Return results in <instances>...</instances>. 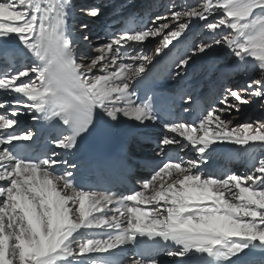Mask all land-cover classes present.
<instances>
[{
    "label": "snow or ice",
    "instance_id": "snow-or-ice-1",
    "mask_svg": "<svg viewBox=\"0 0 264 264\" xmlns=\"http://www.w3.org/2000/svg\"><path fill=\"white\" fill-rule=\"evenodd\" d=\"M71 19V0H0V264H160L162 255L175 264H264V156L255 155L264 150V120L224 118L254 100L264 107V0L173 3L90 52L79 45L91 46L88 25ZM194 22L204 36L175 61L173 75L222 47L246 79L223 89L219 107L195 113L192 95H181L189 120L142 85ZM22 115L35 130L19 127ZM121 118L163 129L161 163L126 194L79 183L76 164L40 145L47 133L54 149L70 152ZM225 144L239 146L248 171H201ZM189 146L194 157L167 151Z\"/></svg>",
    "mask_w": 264,
    "mask_h": 264
},
{
    "label": "bare ground",
    "instance_id": "bare-ground-1",
    "mask_svg": "<svg viewBox=\"0 0 264 264\" xmlns=\"http://www.w3.org/2000/svg\"><path fill=\"white\" fill-rule=\"evenodd\" d=\"M84 1L85 0H71V4H72V19L70 20V24L74 25V27L77 24H79L80 20H81L79 17H77V15H78L77 11H76L77 7H74V4L75 5L78 4V6H80ZM93 1H95V4H97L98 8H102L104 6V4H105V2L103 0H93ZM106 1H113L114 2L113 5H116L117 3H120L123 0H106ZM146 2L147 3H151V0H139L138 4H144ZM102 15H103V18H104L103 21H102V24L107 23L109 21V18L107 17L104 9L101 11V14L98 17H102ZM89 17H91V16H89ZM98 17H91V18H95L96 19ZM96 23H98V24L97 25L94 24V26H99L100 23H99L98 20L96 21ZM86 24L88 25V28L86 29L87 31L85 30L86 32H84V34L87 35V34H89L90 31H92L91 29H93L94 26H91V24H89V23H86ZM198 31H200V30H198ZM190 32H192V31H190ZM190 32H188V33H190ZM74 35H79V33L74 32ZM200 35H201L200 36L201 38L204 36V34H200ZM158 42H159V39H158L157 43ZM146 43L152 44V41H147ZM173 43H176V42L174 41ZM156 44H153V47H155ZM79 45H80L81 51H82L83 48L87 47V42H85L82 39H80L79 40ZM219 51H222V50H219ZM229 56L230 55L227 53V51H226V53L224 55H222L221 53H218V52L215 51L213 53H210L207 56H201L200 58H194V62L190 63V66L187 69V74H190V77L188 78V80L192 81V82H195L196 84H199L201 89H204L206 87H210V90L213 92V95H216V94H219V92H217V89H218V91H220L221 89H223V87L225 85V82L220 81V80L218 81V79L223 74V72H225L226 69H230V71L236 72V73H238L237 75H242L246 79V77L243 75L242 72L234 70V68L230 64V61L228 60ZM195 67H198L196 71L194 70ZM209 70H211V72H210V75L208 77L212 78L213 80H215V83L213 85L212 84L209 85L208 84L209 80L203 78L204 72H208ZM199 78H201V79H199ZM234 84H228L227 83V85H228L227 87H233ZM261 108L262 107H258L256 109L255 114H259L258 111ZM254 110H255L254 107L250 106V111H254ZM21 111H24V110L21 109ZM21 118L22 119H30V120H32L30 115H22ZM115 126H117L120 129H128V128H135V127H140V126H145V125H138L134 121H129V120H125L124 118H121L120 123L115 124ZM234 147H237V146L236 145H231V144L222 145L220 147V149H218L215 152V154H218L221 157H223L229 152L237 153L239 147L235 148V149H232ZM255 155H256V157L258 159L261 158L262 156H264V150L257 149L256 152H255ZM237 156H239V158L244 163H247V164L249 163L247 158L243 154H240V155H237ZM245 170L247 171V168H245ZM163 263H164V260H160V264H163Z\"/></svg>",
    "mask_w": 264,
    "mask_h": 264
},
{
    "label": "rangeland",
    "instance_id": "rangeland-1",
    "mask_svg": "<svg viewBox=\"0 0 264 264\" xmlns=\"http://www.w3.org/2000/svg\"><path fill=\"white\" fill-rule=\"evenodd\" d=\"M87 2V3H86ZM166 3H167V10H168V6L170 5V4H173V3H175V4H177V5H180V4H185V5H191V4H194V3H196L197 2V0H166L165 1ZM189 4H188V3ZM84 3H86V4H84V6H80V9H79V14L81 15V16H84V15H86L85 13H83V12H81V9H88L90 6L91 7H93L94 5H96L97 6V4H95V1H91V0H85V2ZM91 3V4H90ZM139 3V2H138ZM88 4V5H87ZM166 5V4H165ZM74 7H77V9L79 8V6H78V4H74ZM95 7V6H94ZM98 7V6H97ZM76 9V11H77V14H78V10ZM164 9H165V6H164ZM166 10V9H165ZM164 10V11H165ZM167 13V12H166ZM165 13V14H166ZM79 14L77 15V17H79L80 19H81V17L79 16ZM103 15H102V17H98V18H96L95 20L97 21H99V23H102V21H103ZM82 23V22H81ZM202 22H194V26L192 27V32H190V33H187V35H185L184 37H183V39H181L180 40V43H184V42H186V43H190V46L192 45V43H194V42H196V43H198V42H200V40L203 38H201L200 36V34H204V31H203V29L200 27V24H201ZM79 25H76L75 27H78ZM91 30H93V29H91ZM198 30H200V31H198ZM87 31V30H86ZM85 30H83V32H86ZM89 32V31H88ZM92 33V31H90L89 32V34H87L88 36L90 35ZM197 33V34H196ZM90 37H92V36H90ZM158 39L159 38H156V39H150L149 41H152V45L153 44H156L157 43V41H158ZM188 41V42H187ZM180 45V44H179ZM87 46H89L88 45V43H87ZM178 46V44L176 45V47ZM189 46V47H190ZM175 47V49H177V50H181V47H178V48H176ZM183 48V47H182ZM219 50H222V51H219ZM86 51V48H83V50H82V52H85ZM216 52H218V53H221L222 55H224L225 53H226V50L224 49V48H218L217 50H216ZM233 58L232 57H230L229 56V61H231ZM228 70H230V69H226L225 71L228 73ZM204 72V71H203ZM205 73V72H204ZM203 75V74H202ZM225 76V78H224V80H226V79H229V81H235L236 82V79H234V78H230L231 76H228V74H227V76L224 74V72H223V74H222V77H220L221 79L223 78ZM240 84H238V82H237V85L236 84H234V86L233 87H236V86H239ZM218 86V85H217ZM222 90V89H221ZM221 90L220 91H218L219 92V94L221 93ZM223 93V92H222ZM250 106H252V107H254V111H250ZM258 107H262L257 101H253V103L252 104H249V105H244V106H241V109H240V111L237 113V112H235V111H233V113H232V115L231 116H229V115H227V114H225V119H231L232 121H233V124H239V123H244V122H249V121H255V119H256V117L255 116H253L254 114H255V112H256V109L258 108ZM254 112V113H253ZM259 114H255L257 117L259 116V115H263L262 116V118H263V120H264V107H262L259 111ZM251 113H253V114H251ZM262 120V119H261Z\"/></svg>",
    "mask_w": 264,
    "mask_h": 264
}]
</instances>
